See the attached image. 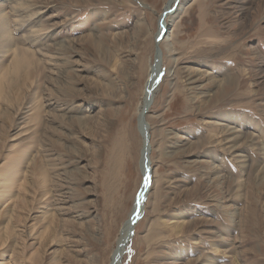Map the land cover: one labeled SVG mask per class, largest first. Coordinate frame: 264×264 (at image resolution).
<instances>
[{
	"label": "rangeland",
	"instance_id": "obj_1",
	"mask_svg": "<svg viewBox=\"0 0 264 264\" xmlns=\"http://www.w3.org/2000/svg\"><path fill=\"white\" fill-rule=\"evenodd\" d=\"M42 1L0 0V264H110L157 60L121 264H264V0Z\"/></svg>",
	"mask_w": 264,
	"mask_h": 264
},
{
	"label": "bare ground",
	"instance_id": "obj_2",
	"mask_svg": "<svg viewBox=\"0 0 264 264\" xmlns=\"http://www.w3.org/2000/svg\"><path fill=\"white\" fill-rule=\"evenodd\" d=\"M40 1V0H39ZM180 0H168L165 7H164V10L163 12L165 11L166 13V19L167 17L169 16H172L173 14H175L180 6ZM48 1L44 2H40L39 6L40 5H44V4H47ZM51 3V2H50ZM37 4V3H36ZM44 7V6H43ZM42 9V8H41ZM43 12V11H42ZM41 12V13H42ZM162 12V14H163ZM37 14V13H36ZM245 16V15H244ZM246 17V16H245ZM248 17V16H247ZM247 20V19H246ZM243 22V21H242ZM166 20L163 22V24H165V26L167 27L166 25ZM249 23V22H248ZM1 24V23H0ZM160 24V23H159ZM244 26V25H243ZM164 27L160 26L159 30H158V33L156 34L157 37L158 35L161 33V31H163ZM242 31V30H241ZM241 34V33H240ZM155 42H156V37H155ZM157 44V43H156ZM63 47V46H62ZM4 49V48H3ZM65 49V48H64ZM62 50V48H61ZM60 50V51H61ZM68 50V49H67ZM65 50H63L64 52ZM39 53V52H38ZM62 54V53H61ZM59 54L57 56V58L60 57ZM57 55V54H56ZM55 58V57H54ZM17 59V58H16ZM23 59V58H22ZM160 68H162L161 66V63H157L154 61V63H152L150 65V71H149V76L147 78V81L145 83V90H144V99H143V106L142 108L144 109L145 106H148V92L150 90H153V87H154V84H155V79H156V75H154V72H158L160 70ZM263 71V70H262ZM262 75H263V72H262ZM258 79V78H257ZM226 81V80H225ZM157 88L154 90L153 92V97H154V94L156 92ZM142 109V111H143ZM144 121L146 122L145 120V117H144ZM147 123V122H146ZM147 130H148V134H149V127H148V124H147ZM144 138V137H143ZM246 138V137H245ZM244 138V139H245ZM149 140H150V135H149ZM246 141V140H245ZM144 140H143V146H144ZM149 146L150 145V141H149ZM150 150V149H149ZM143 151H144V148L142 149V157H141V167H140V173H141V177H142V181H141V185L139 187V190L135 196V199H134V202H133V206L129 212V215H128V218L126 219V221L124 222L123 226L121 227L120 229V232H119V238H118V241H117V245H116V248L115 250L113 251L112 253V257H111V262L110 264H121V261L119 262L118 259H122L123 256H124V253L126 252V249L130 243V241L133 239V235L132 237L130 238V228H131V224L133 223V221L136 219V216L138 215L139 213V208H140V205H141V200H142V197H143V193H144V190L146 189V186H145V183H146V179H147V176H146V171L143 167V162H144V155H143ZM150 155V154H149ZM151 160V159H150ZM60 190V189H59ZM150 191V190H149ZM149 193V192H148ZM62 195V194H61ZM60 195V196H61ZM56 198V197H55ZM61 198V197H60ZM65 195H63L62 199H59V201L57 203H60L61 205H63L66 201L67 198H65ZM56 199V201L58 200ZM145 209V208H144ZM140 220V219H139ZM138 220V221H139ZM137 221V223H138ZM136 223V224H137Z\"/></svg>",
	"mask_w": 264,
	"mask_h": 264
},
{
	"label": "water",
	"instance_id": "obj_3",
	"mask_svg": "<svg viewBox=\"0 0 264 264\" xmlns=\"http://www.w3.org/2000/svg\"><path fill=\"white\" fill-rule=\"evenodd\" d=\"M166 15V13H164ZM163 17V15H162ZM163 20V19H162ZM164 21H162L163 23ZM162 26L164 27L163 31H161V33L158 35V37L156 38V42L159 43L164 34L166 33V26L165 24H162ZM158 50V49H157ZM160 57V51L158 50L157 52V55H156V58L159 59ZM156 59V60H157ZM157 63L159 64L160 63V60H157ZM162 68H160V70L158 72H154V75H156V79H155V84H154V87H153V90H150L148 92V106H145V108L143 109L142 111V114H141V117H140V129H141V133L144 137V151H143V155H144V162H143V167L146 171V176H147V179H146V183H145V186H146V189L144 190V193H143V197H142V200H141V205H140V208H139V213L138 215L136 216V219L133 221V223L131 224V228H130V238L132 237L133 233H134V227L137 223V221L143 216L144 214V206H145V201L147 199V196H148V192L151 188V183H152V166H151V162H150V150H151V146H149V134H148V130H147V123L144 121V117H145V114L148 112V109L152 103V100H153V92L154 90L158 87V84L160 83L161 79H162ZM150 149V150H149ZM122 259H118V261L120 262Z\"/></svg>",
	"mask_w": 264,
	"mask_h": 264
}]
</instances>
